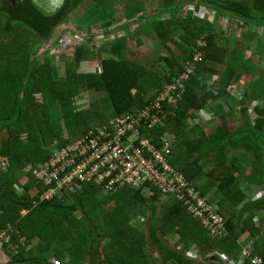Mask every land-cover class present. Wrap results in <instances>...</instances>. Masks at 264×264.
<instances>
[{"label":"trees","instance_id":"1","mask_svg":"<svg viewBox=\"0 0 264 264\" xmlns=\"http://www.w3.org/2000/svg\"><path fill=\"white\" fill-rule=\"evenodd\" d=\"M82 1L64 0L59 9L48 13L37 0H0V133L4 153L10 159L8 173L0 169V226L6 229L12 225L15 230V250L9 246L3 249L10 257L7 264H122L123 251L130 254V264H152L151 247L160 252L168 250L169 244L160 232L173 227L181 233L176 245L196 247L198 255L207 259L204 262H220L216 254L221 253L237 263L243 246L251 241L253 255L264 261V218L256 221L254 214L264 212V197L245 203L247 194L239 187V178L245 177L251 184H260L257 189L264 185V104L253 108L255 118L251 120L248 115L254 100L264 101V33L257 36L252 31L258 26L264 30V0H161L153 13L141 0H95L101 18L106 17L100 24L104 33H112L109 31L117 4L123 10L119 16L126 20L122 25L126 27L135 20L138 25L132 32L126 28V35H108L99 46L89 43L92 37L88 34V41L75 50L73 43H68L64 50L72 49L73 56L61 54L60 61H65L61 74L53 61L52 49L59 40L54 37ZM202 5L215 11L217 19L221 17L220 25L197 14ZM225 17L229 19L227 24L235 20L241 26L248 25V42L220 32ZM140 28L155 34L169 50L150 65L124 58L129 54L128 37L142 38ZM65 35L59 32L57 36ZM51 39L55 43L41 50ZM202 39L204 45L199 44ZM197 51H202V60L196 62L178 102L165 104L164 124L156 126L153 134L159 137L165 131L172 133L173 165L203 196L214 191L209 199L225 216L226 237L209 236L204 241L208 234L201 223L182 204L162 202L155 190L145 197L144 188L125 187L105 196L92 183L82 192L49 201L31 193L39 184L26 171L28 165L39 167L58 147L75 142L95 122L108 121L103 104L93 100L84 106L79 103L81 95L101 91L103 102L107 100L113 108L112 116L135 113L163 89H159L163 83H171L182 73ZM94 58L99 59L101 70L86 71L85 62ZM242 73L252 77L239 97L228 88ZM235 102L246 116L242 125L237 122ZM209 110L220 121L212 135L193 121H203L201 112ZM230 123L236 126L230 128ZM203 143L212 151L205 154L191 150ZM238 149L256 162L257 168L249 175L241 161L236 166L239 159L230 153ZM27 175L30 181L23 185L21 180ZM137 212L154 222L148 236L134 225L132 219ZM108 250L121 254L120 263L109 259ZM241 264L250 263L245 260Z\"/></svg>","mask_w":264,"mask_h":264},{"label":"built area","instance_id":"2","mask_svg":"<svg viewBox=\"0 0 264 264\" xmlns=\"http://www.w3.org/2000/svg\"><path fill=\"white\" fill-rule=\"evenodd\" d=\"M135 22L129 23V30L130 24ZM65 24L64 30L60 32L66 35L61 38L56 36L61 45L57 43L52 49L53 54L59 47L60 51L64 50L68 43L74 46L83 34L80 28H76V33H73L75 29L70 30ZM111 28L114 32L122 30L120 24ZM47 41L49 44L45 50L56 40ZM202 57V51H197L193 59L187 61L185 70L137 112L110 117L107 122L89 129L75 142L58 147L50 159L39 167L30 166L39 184L36 195H39L40 200L49 201L62 198L67 193H79L92 183L108 195L125 187L151 189L160 193L162 202L182 204L188 214L201 223L208 236L226 237L228 230L225 217L171 162L174 135L168 131L159 137L153 134L156 126L164 124L165 104L175 105L178 102L184 91L183 85ZM237 94L240 97L242 92L238 90ZM37 96L42 98L41 94ZM258 103L256 101L253 106ZM2 138L3 134L0 133V169L7 171L9 161L3 155ZM253 243L251 241L243 247L239 260L264 264L261 257L253 255ZM7 246L15 250L10 234L0 228V249ZM216 255L224 264H241V261L236 263L225 254ZM193 257L196 259L198 256L194 254Z\"/></svg>","mask_w":264,"mask_h":264},{"label":"rangeland","instance_id":"3","mask_svg":"<svg viewBox=\"0 0 264 264\" xmlns=\"http://www.w3.org/2000/svg\"><path fill=\"white\" fill-rule=\"evenodd\" d=\"M37 2L39 4V6L43 10H45L48 13H51V12H55L57 9H59L63 5L64 0H37ZM141 2L145 3L146 8L148 9L149 13L150 12L153 13L154 12L153 9L157 8V6L159 7V5L161 3V0H147V1L141 0ZM95 3H96L95 0H83L82 3L77 8H75L74 11L71 13L70 19H69V21L66 22L65 25H68L70 27V30L71 29H75V30H73V33H76V31H77L76 28H80L82 30H85L86 32H89L91 30L88 33V37H92V40H90L89 43L91 45H94V46H99V45H101L103 43V40L109 35V33H104L101 30V25L100 24L105 21L106 17H102L101 18V15L99 14V10L95 8ZM189 7L193 8L194 5H189ZM122 11L123 10H122L121 4H117L116 12L113 15V17L115 18V21L112 22L111 27H114L117 24L122 25V23L126 21L125 19H123V17L119 16V15L122 14ZM197 14L199 16H201V17H205L206 19H211L212 21L214 20L213 22L216 25H220V23H221L220 22L221 17L219 19H217V17L214 16L215 15V11L206 9L205 5L201 6L200 11ZM120 19H122V20H120ZM228 21H229V19L227 17H225L223 19V22H222L223 24L221 26V31L220 32H222V34H224V35H234L236 37H239L240 39H244L245 43L248 42L249 38L245 34V32L248 31V25L241 26V23H237V21H235V20L232 21L230 24H227ZM137 25H138V23H131L130 24V31H134V29H135V27ZM89 26L91 28H89ZM60 27H61V29L63 31L64 30V28H63L64 24L59 26L58 29ZM126 27L128 28V25ZM80 29H78V30H80ZM139 30H140V34L142 35V38H140V39L139 38L138 39L134 38L133 39V38L128 37L127 40H128L129 54H126L124 56V58L128 57V58H130L129 60H135V61H138V62L144 64V65H150L159 55L169 53V50L160 42V40L158 39V37L155 34H153V33H148V34L144 33L141 28ZM252 31L254 33H256L257 36H260V35H262L264 33L263 28L259 27V26L258 27H254L252 29ZM59 32H57L55 34V37H54L55 39H58L56 36L58 35ZM119 32L120 33H124L123 29L120 30ZM136 34H138V32ZM113 35L114 34H110L109 36L112 37ZM117 35H120V34H117ZM256 40L257 39H255V41ZM84 42H86V40ZM203 42H204V40L202 39L201 43H199V44L200 45H204ZM47 43H48V41L43 43V47H42L41 50H45L46 49ZM58 45H61V43L59 42ZM170 45L173 47V49H174V51H175V53L177 55L180 54V51L177 48H175L173 43H170ZM62 53H67L68 56L71 55V57H72L73 56V50L70 51V49H68V50H61L60 51V49H59V50H57V52H55V58H54L53 61L56 63L58 69H60V73L61 74H63V72L65 70V61L64 60L60 61V56H61ZM230 54L232 55V53H230ZM250 54H251V51H249L247 55H250ZM255 59H256V62H257V56H256ZM95 65H97L96 69L101 70V65H100L99 59H96V58L90 60V62H85L84 67H85L86 70L87 69H92V68L95 69L94 68ZM251 77L252 76H251L250 73L239 74L235 78V81L232 82V84L230 85L231 86V90L230 91H232L234 94H236L237 90L243 92L244 88H246L247 83H248V81L250 80ZM214 79H216V78H214ZM166 85H167L166 83H163L160 86L159 89H161L163 86L165 87ZM102 93L103 92H101V91H95V90L88 91L87 93L83 94L80 97V99L83 100L81 102V104H83L84 106H88L94 100V103L97 102V103L103 104L102 110H103L104 113L113 114V112H114L113 108L108 104V101L106 100L105 102H103V94ZM232 104L234 106V109L240 105L237 102L232 103ZM249 109H250V107H248V113H249ZM251 112L252 113L251 114L249 113L248 115L251 116L252 119H253V117H255L256 114H255L254 111H251ZM201 115H202V117L204 119L203 121H201L199 118H196L193 121L196 122V123L205 125V128H206L205 132L209 133L211 131V127L209 126V125H211L210 123L215 125L216 123H218V120H216L217 118L213 115L211 110H209V112L208 111H204V112L202 111ZM237 115L239 117H241L240 112H238ZM212 118H214L215 120L212 119ZM240 121H242V123L243 122L246 123V116L244 117V119H242ZM101 122L102 121L95 122V124L92 125L90 128H94V127L98 126V124H100ZM190 124H191V121H190ZM235 126L236 125L234 123H230L229 124L230 128H233ZM66 131H68L67 128H66ZM230 153H231V155L238 153L239 161H241L242 158H243V156H241L239 154L240 150H236V151L233 150ZM3 155L6 157V155L4 153V150H3ZM241 163H242V165L244 164L247 168L249 166H251V161H249V160H247L246 162H241ZM212 165H213L212 167L216 171L217 162H214V164H212ZM249 168L252 169V166L249 167ZM223 171H225V170H223ZM32 174H33V172H32ZM33 176H34V174H33ZM240 183H241V187L244 190H247L249 192V190L247 189V187L244 184L245 182H241L240 181ZM254 186L255 185H253V187ZM104 195L108 196V194H104ZM139 214H140V212H137L136 216L132 220L135 221L134 225L136 224L135 225L136 227L144 230V226L142 224L136 223V222H139V220H137V215H139ZM211 254L209 255V257L212 256ZM201 259H205V258H201ZM229 259H231V258L229 257ZM9 260H10L9 255H6L4 251L0 250V262H4V263L7 264L9 262ZM231 260L234 261V259H231Z\"/></svg>","mask_w":264,"mask_h":264},{"label":"crops","instance_id":"4","mask_svg":"<svg viewBox=\"0 0 264 264\" xmlns=\"http://www.w3.org/2000/svg\"><path fill=\"white\" fill-rule=\"evenodd\" d=\"M95 69H87L86 71H94ZM229 91L231 90V86L228 88ZM238 91V90H237ZM236 91V93H237ZM231 93H233L232 91H230ZM82 96V95H81ZM80 96V97H81ZM83 100L82 99H79V103H81ZM256 101H259V103H261L262 105L264 104V101L263 100H260V99H256L254 100L251 104H250V109H249V113L251 114L252 112L251 111H254V107L253 104L256 102ZM258 103V104H259ZM240 109V106L236 107V114H238V112H240L241 114V117H239L240 120H242L244 116V114H242V112L239 110ZM248 113V114H249ZM109 118L112 117L111 114H108ZM114 116V115H113ZM256 116V115H255ZM251 120H252V117L250 116ZM255 118V117H253ZM239 119L237 120V122H239L238 124L239 125H242V121H239ZM218 120V118L216 119ZM220 123V121L218 120V123H216L215 125L217 126L218 124ZM211 125H209L211 127V131L209 133H207L208 135H212L214 130H215V125L210 123ZM202 127H200L204 132L206 130L205 128V125L201 124ZM206 133V132H205ZM2 143H3V150H4V137L2 138ZM211 146L209 144H206V143H203V145L201 146H197V148H193L191 147V150L192 151H195L194 153H205L207 154L208 153V150H210ZM239 150V149H238ZM212 151V150H210ZM236 151V150H234ZM241 156H243L241 162H244L246 159H250L251 163L254 165H251L252 166V169L249 168L251 166L248 167L247 169V172L248 175L251 173V172H254L255 171V168H257L256 166V162H254V159L252 158L251 155H248L247 153H245L243 150H240V153H239ZM227 156V155H226ZM232 156H235L238 158V153L237 154H232ZM6 157L8 158V161H9V168H10V159L9 157L6 155ZM246 157V158H245ZM254 157V156H253ZM241 165L240 161H238V163L236 164L237 167H239ZM30 166L32 167H37L33 164L31 165H28L26 167V171L29 172V173H32L31 172V169H30ZM9 169L7 171H5V173H8ZM235 174H237V178L239 177V171L236 170L235 171ZM241 180V182H245V186L247 187V189L249 190V192L247 190H244L242 188V190L247 194V200L245 201V203L249 202L250 200H257V199H261L262 197H264V185L259 187V189H256V186L258 188V186L260 184H251L247 181V178H239ZM36 180V179H35ZM30 181V178H29V175H27L26 177H24L22 180H21V183L24 185L26 183H28ZM23 185H21L23 187ZM253 185H255L253 187ZM38 186H34L31 193L33 195H36L38 192H39V189L37 188ZM217 187V186H216ZM239 187H241V183L239 185ZM25 189V188H24ZM214 189H216L214 187ZM256 189V190H255ZM214 191L211 190L210 192H208L206 195L207 196H204L211 204H213L214 206H216L218 208V205L215 203H213L212 201H210L209 197L210 195L213 193ZM143 193H144V196L145 197H149L151 195L154 194V192L150 189H145L143 190ZM158 193V192H156ZM160 195V193H158ZM252 194V195H251ZM167 203H172L174 204V202H167ZM219 209V208H218ZM255 214V219L256 221H260L261 218H264V212L262 211H255L254 212ZM224 216V215H223ZM225 217V216H224ZM184 218H187V217H184ZM192 218V217H191ZM137 220H139V222H136V223H140L144 226V230H142L144 232V235L148 234L149 232V228L150 226L152 225V223H154L151 219L149 220L148 217H142L141 215H137ZM167 226V225H165ZM1 229H3L1 226H0ZM174 229L173 230H170V231H165L163 232V230L160 232V234H163L165 235V239L166 241L168 242L169 244V247H168V250L164 251V252H160L159 250L156 249V247H151V263L152 264H221L218 260H214L213 262H204V260H207V259H201L200 256H198L197 259H195L193 256L194 254H198V249L196 247H181V246H177L176 243L178 242V240L180 239V232H179V229H177V227H173ZM5 231H7L11 238L13 237V234L15 232L14 228L12 225H9L8 228L6 229H3ZM149 235V234H148ZM146 235V236H148ZM207 237H209L208 235H204V238L203 240L205 241V239H207ZM261 236H256L255 238H259ZM262 237H264V234L262 233ZM254 238V239H255ZM13 239V238H12ZM260 240V239H259ZM244 247V246H243ZM3 251V250H1ZM116 251H110L108 250L107 254L109 253L110 257L109 259L112 261V262H115V263H120V257H121V254H118V253H115ZM123 254H124V259H123V262L122 264H130V254L127 252V251H123ZM4 263V262H3Z\"/></svg>","mask_w":264,"mask_h":264},{"label":"clouds","instance_id":"5","mask_svg":"<svg viewBox=\"0 0 264 264\" xmlns=\"http://www.w3.org/2000/svg\"><path fill=\"white\" fill-rule=\"evenodd\" d=\"M120 27H122V29H123V32L124 33H120V32H114V31H109V32H112L111 34H124V35H126V33H127V27H125V26H123V25H120ZM112 29V28H111ZM129 30V29H128ZM81 31H83V34L82 35H80V39H78V42L74 45V50H75V48L78 46V45H80L81 43H83L85 40H86V42L88 41V39H86L85 38V36L89 33V32H86L85 30H82L81 29ZM95 69L97 68V65H95V67H94ZM98 71H100V70H98ZM203 227V226H202ZM1 250H3V249H1ZM197 256H199L198 254H197ZM196 259H198V258H196ZM221 262V261H220ZM222 263V262H221Z\"/></svg>","mask_w":264,"mask_h":264}]
</instances>
